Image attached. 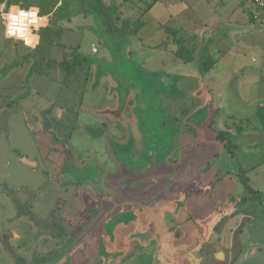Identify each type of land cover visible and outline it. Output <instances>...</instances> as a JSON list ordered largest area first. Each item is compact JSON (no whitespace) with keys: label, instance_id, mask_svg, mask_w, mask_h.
<instances>
[{"label":"rangeland","instance_id":"374dc122","mask_svg":"<svg viewBox=\"0 0 264 264\" xmlns=\"http://www.w3.org/2000/svg\"><path fill=\"white\" fill-rule=\"evenodd\" d=\"M102 1L105 2L104 15L103 9L99 15L96 8H88L96 0H86L84 5L77 1L69 5L63 14H72L71 18L59 24L65 27L61 43L56 42L45 57L40 55L41 50L30 54L31 50L25 47L23 41L5 39L4 22L0 20V264H14L12 255L4 251L6 246L2 249L3 234H11L13 231L23 233L22 239H12L10 242L25 257V262L21 264H30V258L26 260V257H30L29 251H38L40 246L43 247L41 243H35L34 232L26 231L25 217H20L16 211L26 208L22 201L25 194L30 199L32 196L35 199L40 196V207L34 208L36 213L48 216L54 210L51 217L55 216L52 218L61 221L57 229L63 237L74 234L79 227L81 244L75 255L72 253L74 258L70 261L71 264H103V257H112L109 264H158L162 260V264H264L263 208L250 220L251 235L242 245L245 251L241 260H224L217 253L213 254L212 250L218 248L227 250L229 226L234 220L230 222L227 219L226 223L222 221V226L215 230L212 228L213 217H219L220 214L222 220L223 216L230 214L231 206L212 213V207L216 208L219 200L216 194L211 193L206 197L207 193L201 190L199 200L190 198L193 194L189 193L191 190L202 189L200 184L198 186L194 183L197 182V177L201 179L206 176L200 172L201 166L213 161L217 163V157L212 153L216 151L218 144L207 127L210 118L207 111L200 107L201 100L190 115V129L185 132L188 139H182L183 128L186 129V124L189 123L182 124L183 108H188L189 105L191 107L194 102L191 99L193 94L206 86H189L187 93L181 82L186 75L195 78L197 82L203 68L198 58V50L193 63H182L184 58L175 55L179 46L173 41V35L166 31V28L177 29V36L182 44L191 48L187 45L188 41L193 34L202 30V20L214 27L218 16L229 15L228 13L242 5H251L250 1L225 0L230 2L222 6L218 3L223 0H161L144 16L145 26L139 28L137 33L134 32L136 24L130 19V23L118 26L122 19L117 24L118 27L105 24L104 19H112V5L118 4L120 0ZM92 10L95 13L92 14ZM133 16L136 18L138 14H134L132 9L127 8L121 12L122 18L132 19ZM243 27L235 36L237 46L247 43L243 39L244 34H250L248 38L256 35L253 36L255 44H264V36L258 37L264 34V23L260 27L253 23ZM218 28L220 26L216 29ZM116 34L119 36L114 38L113 35ZM202 35L208 37L210 32ZM40 40L41 36L39 43ZM76 45H79L82 52L99 58L108 68L96 88L93 86L96 65L85 66L76 76L70 78H66L60 66L64 56L73 51ZM93 47L97 50L94 51ZM39 68L45 72L39 71ZM224 76L225 74L220 76L218 83L222 111L223 104L228 102L229 91L228 80ZM119 89L124 90L122 93L127 98L122 116H116L109 111L118 107L121 97ZM229 107L225 106L226 109ZM89 124L104 127L105 134L102 137L92 136L86 131ZM119 146L126 152L125 165L115 158L114 149ZM23 155L38 160L39 166L35 169L29 167L23 162ZM44 159L50 162L45 163ZM91 159L100 163L101 171L98 167L93 171V165L83 169L76 168L77 160L82 164ZM152 161L157 165L167 162L169 168L165 173L153 172L150 167ZM176 162L183 166L187 180L191 182L190 186H186L189 184L187 181L183 182L186 177L180 181L171 178L181 176V170L173 173L172 165ZM65 163L67 164L63 172ZM51 164H54L53 167ZM123 166L126 174L133 173L129 179L134 178V182L131 180L130 186L137 185L140 189H129L128 196L125 191L126 196L122 194L121 203L117 201L118 204L107 207L108 210L97 208L96 213H92L93 205H84L74 197L76 188L87 193L89 201L92 202L91 198L98 196L95 193L98 184L94 182L95 179L84 177L94 176V172L98 176L100 172L105 173V176L108 172L109 177L111 172L118 171ZM134 168L144 171L136 169L133 172ZM47 170L51 173L47 174ZM128 176L125 177L126 180ZM207 176L210 179L212 174ZM65 177L72 182L77 179H84L85 182L79 184L80 186H64L61 180ZM242 185L244 186L240 180L236 187H243ZM193 186L197 188H192ZM208 188L209 185L205 190ZM181 190L189 193L186 199L179 198ZM102 192L106 193L108 201L118 196L111 186ZM248 196L254 195L251 193ZM58 200L59 207H55ZM151 200L154 205L146 207ZM248 203L259 207L255 199ZM50 204L51 207H46ZM69 204L73 206L69 216L78 215L77 211L84 207V210L81 209L79 224L78 218L71 220L63 214V205L68 207ZM182 204L187 207H205V212H202L203 217H206L205 221L204 218H199L197 222L199 235L202 232L204 237L202 233L196 238L192 236L197 231L196 225L191 229L183 228L189 236L181 240H171L170 231L166 235L162 219L172 228L178 227L185 212ZM243 204L245 203L240 206ZM138 205L144 207L148 215ZM125 207L133 210L123 212ZM150 222L159 227L158 233L164 232L156 243L157 248L153 244L157 237L153 241L148 239L150 231L154 229V226L147 227ZM177 229L181 232L180 228H173ZM218 232L222 242L220 245L216 241ZM244 234L243 231L239 236ZM174 235H177V231ZM125 250L128 253L125 254ZM64 260L67 259H59L57 264H63Z\"/></svg>","mask_w":264,"mask_h":264},{"label":"crops","instance_id":"0c3cea01","mask_svg":"<svg viewBox=\"0 0 264 264\" xmlns=\"http://www.w3.org/2000/svg\"><path fill=\"white\" fill-rule=\"evenodd\" d=\"M160 1L158 0L157 3H160ZM229 2L223 0L218 5L226 6ZM228 14L218 16L213 24V26L215 25L214 27L209 22L202 20V30L193 34L188 41L187 45L191 48H187L193 51L194 56L198 50V58H200L203 71H201L202 74H199L197 82L195 78L186 75L181 84L185 86L187 93L189 92V86L193 87L195 84H202L206 87L203 90L201 89L202 91H196L194 94L192 92L194 96L191 99L194 102L191 103V107L187 105L188 108H183L181 120L182 124H186L189 121L186 124V129L182 127L184 130L182 139L185 140L188 139L185 132L190 129V115L197 109V105L201 100L202 105L200 107L207 111L210 118L209 126L207 127L213 133V138L218 144L216 151L212 153L213 156L217 157V163L213 161V164L209 162L210 164L208 163V165H202L200 172L206 176L201 177V179L197 177L196 179L198 180V186L199 184L202 186V191H207L206 197L210 196L211 193L219 197L217 207H212V213L218 210V212L223 211L225 206H231L229 207L231 208L230 214L223 216L222 220L220 214L219 217H213V229L220 228L222 221L226 223L227 219L230 222L234 220L229 226L230 233L227 250L218 248L212 251L213 254L217 253V256L222 251L224 260L237 261L244 257L242 255L245 250L242 245L247 242L248 237L251 235L250 220L257 211L262 210V208L264 210V44L258 46L253 39V36L256 35L248 38L250 34H244L243 39L247 43L243 46H237L235 44V36L238 31L244 28V25L253 23L256 26H262L264 18L259 21L253 20L251 18V5H242ZM243 14L245 17H243ZM218 26L220 28L216 29ZM207 31L210 32L208 37L202 35V33ZM38 36L40 38V35ZM263 36L264 34L258 37ZM247 52L248 54H246ZM249 53L251 59H249ZM208 55L214 59L215 64L210 70L205 71L204 61L208 59ZM191 62L193 63V60ZM182 63L187 64L190 62L182 60ZM223 74H225L224 78L228 80L229 91L228 102H225V105L223 104L224 110L222 111L221 100L218 97L220 94L218 83L220 82V76L223 77ZM195 101L197 102L195 103ZM226 105L230 107L226 109ZM220 131H223L225 136L231 140L233 151L226 149L225 142L217 138ZM220 143L222 145H219ZM207 175L211 176L210 179L207 178ZM241 175H246L252 189L259 196L257 197L256 195L252 199L259 203V207L255 206L254 203H248L252 200H249L251 198L248 196L245 185L236 187L241 180ZM216 177H218V181L211 187L210 184ZM208 185L210 187L205 190ZM195 193L193 194L195 195ZM233 197L236 198L233 199ZM190 198L196 201L195 199L199 200L201 195L191 196ZM236 202L239 203L236 204ZM242 203L245 204L240 206ZM184 211L180 221L184 228L191 229L195 227L196 224L193 223L195 219L204 218V221L206 219L202 213L205 212V207H186ZM243 231L245 234L239 236ZM235 232L236 234L234 235ZM218 235L219 232L216 235V241L218 242L217 245H220L222 242ZM262 251L264 253L263 248Z\"/></svg>","mask_w":264,"mask_h":264},{"label":"flooded vegetation","instance_id":"af4514ba","mask_svg":"<svg viewBox=\"0 0 264 264\" xmlns=\"http://www.w3.org/2000/svg\"><path fill=\"white\" fill-rule=\"evenodd\" d=\"M50 125H52V124H50ZM72 131H69V132H72ZM114 152H115L116 160L119 161V163L121 162L122 165H125V162L122 161V159H124V157L126 156L125 155L126 152H124V149L121 146H119V147H116L114 149ZM22 158H24L23 162L25 164H27L29 167H31L32 169H35V168H37L39 166V161L36 160V159H30L29 157H27L25 155H23ZM43 161L45 163L50 162V161H48V159H44ZM56 163L58 164V162H54V164H56ZM66 164L67 163H65V165H63V172H64V167L66 166ZM76 164H77L76 168H81V169L87 168L89 165H93V167H92L93 171L94 170L96 171L97 167H98V169L100 171L102 169V166L100 165V163L94 161L93 159H91L90 161H85L82 164L81 163L79 164V162L77 160ZM53 165H52V167H53ZM133 172H134V169H133ZM46 173L50 174L51 172L49 170H47ZM94 174H95L94 176H90V177L85 176L84 177V179H89V180H94L95 179L94 182H96V184H98V189H97V191H95V193L98 194V196L92 197L91 198L92 202L89 201L90 199H89L87 193H85L83 190H76V188H74V197L76 199H78L79 201L81 200L84 203V205H90V206L93 205L92 213H96V209L97 208L102 209V211L104 209L108 210L107 207H112L114 205V203H117V204H118V202L121 203L122 197L126 196L124 194L125 191L127 192L126 194L128 196L129 189H132V188H135L136 190L140 189V188H138L139 186H137V185L132 186V187L130 186V181L131 180L133 181L134 178L133 177H132L133 179H129V178H131V176H133V173L132 174L131 173L126 174L124 166L122 167V169H119L118 171L111 172L109 174L110 175L109 177H107L108 172H106V176H105V173L102 174V172H100V176H98L96 174V172H94ZM63 175L66 176V173L65 174L63 173ZM127 176H128V178L126 180L125 177H127ZM136 176H137V174H135V177ZM105 177L107 179H105ZM171 178H174L175 180H177L173 176ZM84 179L82 181L77 179L76 182H74V180L72 182V181L68 180L67 177H65V179H63L61 181H63L64 186L65 185L73 186L75 184L76 185L84 184V182H85ZM100 183H102V184L105 183V184L101 185ZM194 183H196V185H198V180H197V182L194 181ZM109 186H111V188L113 189L114 193H116V191L118 193V196L115 199H112L111 201H108V199H106V197H105L106 193L102 192L103 189L106 190V189H108ZM65 190L67 191L66 187H65ZM122 194H123V196H122ZM187 194L188 193H186V191L181 190V195L179 196V198L180 199H186L187 196H188ZM63 195H65V194L63 193ZM191 195L192 196H198L199 194H197V195L196 194L195 195L191 194ZM39 198H40V196L38 197V199L37 198L35 199V196H32V198L30 199V196H28V194H25V197L22 199V196H21V199L25 203V205H26L25 207L26 208H22L23 211L21 209L20 210L16 209V211H17V213L19 214L20 217H25L24 218V228L26 229V231L28 233L30 231H33L34 232L33 239L35 240V243H41L43 245V247L40 246L38 251H37V249L34 250V251L32 250L31 252L29 251L30 257L29 256L26 257V260L28 258H30V260H31L30 262L33 263V264H50V263L55 262V261H57L56 262V264H57L59 259L66 258L67 260H64L63 264H68V262L71 264V262L73 261V258H74L72 253L75 255V253L77 252L76 250H78V247L81 244L80 243V239H81L82 236H79V230H78L79 227L75 229L74 234H67L65 237H63L62 234H61V231H59L57 229V227L61 223V221H56L55 218H52V217H55V216L51 217V214L54 212V210L50 211L48 216H46L44 213H40V212L36 213V211L34 210L35 207H40ZM125 200L127 201V199H125ZM59 204L60 203H59V200H58V204L55 207H59ZM94 204L96 205V207H95ZM15 205H16V203H15ZM41 205H44V204H41ZM152 205H154V202L152 203V200H151V202L149 204L145 205V206L146 207H150ZM51 206L52 205L50 204V206L48 205L46 207H51ZM138 206H139V208L143 209L144 214H147V212L145 211L146 209L144 207H141V205H138ZM71 207H73L71 204H69L68 207H65L63 205V207H62V209H64L63 214H66V218H69L71 220H73L75 217L78 218L77 219L78 220L77 223L79 224L80 223L79 222L80 217L82 216L81 209L83 208V210H84V207H81V209L79 211H77L78 215H73L74 217L68 215L70 210H71ZM186 207L187 206L183 205L184 209ZM125 209H124L123 212H128V211H132L133 210V208H128V207H125ZM137 217H138V215H137ZM160 222H161V220H160ZM197 222H198V219H195L193 221V223L196 224V227L198 225ZM88 223H90V222H88ZM162 224L165 227L166 235L168 234L169 231L172 232L169 235L171 240H181L184 237L189 236L188 232L184 231V229H183L184 227H183L182 224L178 225V227H173V228H180L181 232L178 229L177 230H173V228L170 225L167 224L166 220L164 222L163 219H162ZM144 226L145 225L143 224V227ZM152 226H154V229H152L150 231L151 235L149 236L148 239L153 241V239L155 237H157L153 241L154 247L157 248V244L156 243L158 241H160V237L164 235V232L162 234L158 233L159 232V227H157L156 223H152L151 224V222H150L147 225V227H151V228H152ZM212 228H214V227H212ZM198 229H199V227H197L196 233H192V236H194L195 238H196V236H200L201 233H202L201 232L200 235H199V231L200 230H198ZM176 231H177V235H174V233ZM22 234H23L22 232H18V231H13V233H11V234H3L4 236H3V238H2L3 240L1 242L2 243V249L4 250L3 246H6V250H4V251L7 252V254H9L10 256L12 255V257L14 259V261H13L14 264H18V263L21 264V263L25 262V257H23L20 254L19 249L16 250L14 248V246L12 245V243H10L12 239H22V237H23ZM79 237H80V239H79ZM202 237H204L203 233H202ZM67 243H69L70 245L67 246ZM151 244H152V242H150V245ZM155 248H154V250H155ZM156 252H158V249H156ZM124 253L126 254V253H128V251L125 250ZM111 258L112 257H109V258L108 257H103V260H102L103 264L104 263L105 264H109L110 261H111ZM94 261H95V259H94ZM162 263H163V260L161 262L160 261L158 262V264H162Z\"/></svg>","mask_w":264,"mask_h":264},{"label":"trees","instance_id":"16d2710c","mask_svg":"<svg viewBox=\"0 0 264 264\" xmlns=\"http://www.w3.org/2000/svg\"><path fill=\"white\" fill-rule=\"evenodd\" d=\"M81 2L82 5L85 4L86 0H7V5L8 7L11 5H25V6H34L40 9V13L43 16L48 17V24L46 27H42L39 31V35L41 36V40L40 43L34 48H29L31 50L30 54H32L35 51H40V55L42 57H45L46 54H48V52L50 51V48L57 42V43H61L62 37L64 35L65 32V27H61L59 24L61 21L63 20H69L71 18V15L67 16L66 14H63L64 11H66V9L68 8L69 5H71L72 3L75 2ZM5 0H0V3H4ZM158 2V0H120V2L116 5H112V10H113V14H112V19H104V23L105 24H110L113 27H118L121 25H124L125 23H130V20L132 22H135L136 26L134 27V32H138L139 28L145 26V21H144V16L154 7V5ZM105 2L102 0H96V3H90L88 8L94 9L96 8L97 12L99 15L101 14V10H102V14L104 15L106 12L104 11L105 7H104ZM99 8V9H98ZM128 9H132V11L138 14V17L133 18H129V17H121V12H124L125 10ZM88 10V9H86ZM92 14L95 13L94 10H92ZM74 12V11H73ZM123 19V20H122ZM130 19V20H129ZM103 20V19H102ZM122 20L121 24L119 23ZM119 23V25L117 26V24ZM166 31L173 35V41L178 44L179 48L176 51V56L177 57H182L184 58V60L186 61H191L194 60V53L189 50L186 46H184L182 44V41L178 38L177 36V32L178 30L175 28H166ZM118 34L113 35L114 38H117ZM163 44V43H162ZM64 46V45H63ZM162 46V45H161ZM208 59H206L204 61V70H210L215 62L214 59L208 55L207 57ZM103 61H101L99 58L95 57V56H90L84 52H82L81 50H79V45H76L73 48V51H71L70 53H67L63 60L60 63L61 68L64 70L65 72V76L66 78H70V77H74L76 76L79 71L81 69H83L85 66H91V65H96V79L93 83V86L96 88L97 86H99L106 70H108V68H106L104 66V64L102 63ZM41 72H45L43 69H38ZM119 91L121 92V97H120V101L118 104L117 109H110L109 111H111V113H114L116 116L121 115L123 111L125 110L126 107V103H127V98L125 95H123L122 89H119ZM70 135V134H69ZM217 138L220 139L221 141L225 142V146L226 149H228L229 151H233V145L231 143V140L228 139V137L225 136L223 131H220L217 135ZM123 162L124 159H122ZM154 161H152L151 164V169L153 170V172H162L165 173V171L169 168V165L167 164V162L165 163H160L159 165H157L156 163L153 164ZM177 163V162H176ZM173 164L172 165V170L173 173L174 172H178L179 170H181V176L177 175L176 179L178 181L185 179V177L187 176L185 174V172L183 171V166H179L180 163L177 164ZM157 165V166H156ZM158 167V169H156ZM138 169V168H134V171ZM140 171H144L143 169H138ZM132 173V172H131ZM146 173V172H144ZM184 173V174H183ZM147 174V173H146ZM169 178V177H168ZM157 181V180H156ZM187 181L186 186H190L191 182L186 179L183 181L185 182ZM218 181V177H216L215 179H213V181L211 182L210 186L213 187L215 185V183ZM241 181L243 182V184L245 185L246 189H247V193L248 194H253L254 196H256V192L252 189L251 185L248 182V178L246 177V175H241ZM209 186V187H210ZM192 188H197V186H193ZM201 190L202 189H195V190H191L190 193H195V194H200L201 195ZM207 192V191H204ZM250 197V198H254ZM257 197H259L257 195ZM243 201V200H242Z\"/></svg>","mask_w":264,"mask_h":264},{"label":"clouds","instance_id":"9594fccd","mask_svg":"<svg viewBox=\"0 0 264 264\" xmlns=\"http://www.w3.org/2000/svg\"><path fill=\"white\" fill-rule=\"evenodd\" d=\"M7 7V0L0 4V20L4 22L5 39L23 41L25 47L34 49L39 43V36L33 35V31L39 33L41 27H46L47 18L41 17L40 9L36 7L23 10L17 5H12L5 12Z\"/></svg>","mask_w":264,"mask_h":264},{"label":"built area","instance_id":"2783aa9c","mask_svg":"<svg viewBox=\"0 0 264 264\" xmlns=\"http://www.w3.org/2000/svg\"><path fill=\"white\" fill-rule=\"evenodd\" d=\"M249 1L251 3V18L253 20H257V21L262 20L264 18V0H249ZM17 6H19L23 10H28L29 8L34 7V6H22V4H19ZM11 7H12V5L9 6V7H7V9H5V12H7ZM39 15L41 17L47 18L46 16L41 15L40 12H39ZM46 20H48V19H46ZM33 34H38V33H36L35 31H33ZM93 50L96 51L97 48L96 47H93Z\"/></svg>","mask_w":264,"mask_h":264},{"label":"water","instance_id":"95a60500","mask_svg":"<svg viewBox=\"0 0 264 264\" xmlns=\"http://www.w3.org/2000/svg\"><path fill=\"white\" fill-rule=\"evenodd\" d=\"M86 131L94 137H102L105 134V128L104 127L93 125V124L87 125ZM92 175H95V174L92 173ZM88 177H90V175H88ZM218 257H220V258L224 257V253L222 251H220L218 253Z\"/></svg>","mask_w":264,"mask_h":264},{"label":"bare ground","instance_id":"6f19581e","mask_svg":"<svg viewBox=\"0 0 264 264\" xmlns=\"http://www.w3.org/2000/svg\"><path fill=\"white\" fill-rule=\"evenodd\" d=\"M34 35V34H33Z\"/></svg>","mask_w":264,"mask_h":264}]
</instances>
